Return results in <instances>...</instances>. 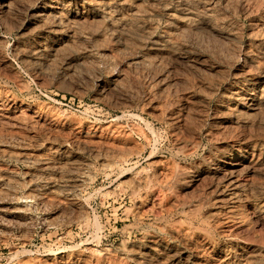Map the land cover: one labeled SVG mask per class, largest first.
I'll use <instances>...</instances> for the list:
<instances>
[{"label": "rangeland", "instance_id": "374dc122", "mask_svg": "<svg viewBox=\"0 0 264 264\" xmlns=\"http://www.w3.org/2000/svg\"><path fill=\"white\" fill-rule=\"evenodd\" d=\"M47 1L48 0H41L40 1L41 3H39V5L37 4V5L32 6V10L36 9L38 6L42 5L43 3L47 2ZM69 1H79V0H69ZM160 1L162 2V4ZM187 1L190 2L189 3L190 5H188ZM254 1L255 0H230V1H227V0H219V1L218 0H206V1L205 0L204 1L203 0H192V1L186 0L184 3V0L183 1L182 0H178V1H176V0L175 1L174 0H170V1L169 0H164V1L163 0H154V2L150 3L149 5H145V7L147 8V10H150V11H152V9H153L152 12L157 17H154L153 20L152 19L148 20L145 23L143 22L145 26L147 25L146 27H149L150 29H152V32H153L152 36L153 37L150 40H147L146 42L142 43L139 47L133 48L132 53L130 55H127V56L123 55V54L118 55L114 51L116 49L114 41L109 40L106 43H103L102 46H100L99 48H90V49L88 48L85 50L86 55L90 52L87 55L90 58L88 64L81 63L77 58L78 54L76 52H72L71 50L67 49L66 50L67 52L64 51L63 54H61L53 62H51L47 66L46 70H42V66H39L37 64H33V62H32L31 68L27 71L23 67V64L21 63V61H22L21 58L24 59V55L19 51L20 50L19 48H22L23 45H26V43L28 41H30L34 36H36L37 34H39L41 32L40 30L36 29L35 27H33V25L30 24V12L31 11L26 12L23 8H20L17 11L16 15H14L15 12H11V13L9 12V14H11V15L8 14L9 15L7 17L8 21H6L7 25H5V26L3 23L5 19L0 18V87L6 88L7 90L13 92L17 96L18 101H23L25 104H27L29 106L31 105L32 108L42 106L43 108H45L49 112H51V114L58 117L62 122H65V125L63 127H60V128L58 127L56 129L51 127L52 130L53 129L55 130V132H54V130L52 131V130H50V128L49 129L39 128V125L37 126V124L33 123L30 120H28V121L26 120L27 122L26 121L23 122L24 120H21V125H23V127H24V124L26 123L25 127L23 128L21 125L17 126L18 131L16 129L15 132L17 131L16 133H19V131L21 130L19 135L21 134V136L23 135V137L25 134H26L25 137H29L30 135L34 136L37 134L43 136V135L47 134L46 136H49V137L51 136V140H55L56 145L71 146V148H72L71 150H73L74 153L76 152V155H78V157L84 158L85 160L90 162V166H92L90 168V172H91V174H93L91 177V180L88 181V183L85 185L86 187L84 186L80 192V195L82 196L81 199H82L83 205L85 207L86 218H87V216L89 217L86 219V221L82 225L72 224L70 226H64V227H61V228L54 230L53 228H49V227L44 226L40 222V220L47 217V215L49 213V208H46L45 210H41V211L40 210L35 211L32 213V216L34 215L33 217L35 218L34 219L35 221L32 223V226L27 230L28 232L24 231V229H21L15 225H12L11 226L12 229L10 228V234H11L12 238L10 240H8L7 242H1V240H0V264H42L43 262H44V264H54V263L56 264L58 262V260L60 259V256L61 257L65 256V254L66 255H73V257L76 256L75 258H79L78 264H79V262H80V264H82V263L83 264H93V263L94 264H126V263L127 264H129V263L141 264L137 261L135 262L133 259L128 257L126 254H124L121 251V248L123 246H128V247L134 246V245H136L135 243L140 242L146 236H149V237L153 236L152 238H154L156 241H159L160 243L165 244V245L170 247L169 257L158 256L157 260H155L152 263H147V264H201L202 261L204 262V260L207 261V263H209V264H214V263L219 264V261L216 259V253H214L212 251V249H209L205 245V243L201 239V237H198L197 235L195 236V234H193V233H190L191 236L188 234L189 232H191V231H189V228L191 226H189L187 224L188 221L186 220L185 214L183 213V211L187 210L186 207H189L190 209H194V207L197 204H200L201 202L205 201L204 196L199 197V195H201V193L199 191L202 188L203 183L202 184L197 183V184H194L192 186H189L184 191H178L177 187L173 186L174 190L172 189L171 193L166 194V195L163 192V190H161L157 186H155V187L151 186L148 188H139L137 191L130 193L129 191L125 190V188H123L124 186H121V185L122 184L123 185L129 184L130 186H137V183L140 181L139 179H141L140 177H144L145 175L149 176L151 174L153 175L154 169L151 166V163H153V162L157 163V161L158 162L161 161L162 163H164L165 165L167 164L168 166L172 165V164L174 165V163H176V166L186 165L185 167H189V166H194V165L202 162L204 159H206L207 154L209 155V153L212 150L211 148H213V144L215 143L214 138L212 139V137H210V136H209L210 138L208 137V133H210V132L212 133V131L214 132V129H215V126H214L215 121L213 119V115H211V114L213 113L214 106L217 103V101L219 100L220 95H215V96L209 98L208 101L203 102L204 92L206 91V89H209L210 86L215 87L218 85H219V90L221 91L228 84H231L233 82V80L235 78V77H233V74L236 75L237 72L241 69V67H243V64H242L243 62H242L241 58H239L236 54V53H238V51L244 50V49H247L250 47L254 48V49L264 48V15H263L264 14V4H261L257 1L254 2ZM202 2H203V4H202ZM244 2H245V5H244ZM208 3L210 6L208 5ZM178 4H180V6ZM184 6L192 8V9L197 10V11L200 10V11H198L200 13L210 12V11L211 12H210L209 16L197 14L194 17V20L197 23L196 27H192V28H194L193 29L194 31L192 30V28H189L190 31H189V29H185L182 31L180 36L178 35V37L172 36L170 34V32L173 31L174 28H175L174 30H176L178 24L175 23V21L173 22L174 25L172 23H170L172 21L170 20L169 15L180 14L181 11L185 8ZM225 6H227V7H225ZM167 7H168V10H167ZM181 8H183V9H181ZM203 8H205V9H203ZM242 9H245V10H242ZM201 10H202V12H201ZM20 11H24V12H20ZM243 11H245V13H243ZM119 12H120V14L126 13L125 9H121ZM21 14L24 18L21 16ZM11 16H13V17H11ZM216 16L218 18H216ZM16 18H17V20H16ZM155 18H157V20ZM195 18H197V19H195ZM261 19H262V21H261ZM15 21H16V24H15ZM19 21L22 24H20ZM251 21H253V22L255 21V22L254 23L252 22V24H251ZM8 22H9V25H8ZM213 22H215V23H213ZM12 23H13V25H12ZM210 23L214 24L213 26H215V27L218 25L217 26L218 30L217 31H211L210 26H212V24H210ZM220 24H222V26ZM203 25H205V26L203 27ZM8 26H10V27H8ZM201 26H202V28H201ZM206 27H207V29H206ZM204 29H206V30L210 29V30L205 32ZM166 30H167V32H166ZM169 30H171V31H169ZM246 30H247V32H246ZM5 31H6V33H5ZM213 32H214L215 36L218 37L219 40L222 37L221 41H219L218 39H215ZM21 33H23V34H21ZM219 33H221V34H219ZM223 34H225V36ZM167 35H169V37L171 38L170 43L171 44L173 43L174 48L170 50L169 55H165L167 57L164 56L160 60L155 59V57H154L155 55H153L152 52L150 51V48L152 46V42L156 41V39L160 40L163 37H166ZM187 35L189 38L187 37ZM210 35L211 36L213 35V36L211 37ZM221 35H223L224 38ZM245 36H249V37H245ZM172 38H173V40H172ZM174 38H175V40H174ZM213 38H214V40H212ZM193 39H194V41H193ZM204 40H206L207 42L206 41L204 42ZM227 40H228V42H227ZM229 40L231 41V43L229 42ZM180 41H181V43H180ZM233 41H235L236 43ZM190 42H192V43H190ZM220 42H221V44H220ZM222 42H224L225 44ZM175 43H179L180 45L175 44ZM184 43L187 45H185ZM212 44H213V46H212ZM228 44H230V45H228ZM19 45H21V46H19ZM142 45H143V47H142ZM84 46L88 47V45H86V44ZM197 46H199V47L197 48ZM203 46H205V47L203 48ZM209 46L211 47V49ZM235 46H236V48H234ZM188 48H189V50H188ZM212 48H213V50H212ZM228 49H230L232 53ZM207 50H208V52H207ZM224 50H226L227 52L229 51V52L227 53ZM147 51H150L149 53L151 54V56H153V58L150 56L151 57L150 59H152V60H149V62L147 63L148 66H147V64H146V66H137V68H130L129 66L128 67L126 66L127 64L129 65V62H131L133 60L135 61V60H138L139 58L141 59L143 54L148 55ZM193 51H194V53H192ZM70 52H71V54H70ZM98 52H99V55L104 54L106 52L105 56L110 60L112 59L111 61L113 63H111V65L108 67L106 64L107 61H105V63H104L106 65L100 64L102 62H99V60H98V57H99V55L97 54ZM200 53L201 54L203 53V55H200ZM217 53H219V54H217ZM112 54L114 56H112ZM69 55H71V56H69ZM182 55L184 58L182 57ZM219 55H221V57ZM235 56H237V57H235ZM135 57H137V58L135 59ZM191 57H192V59H190ZM173 58L177 59L178 62H176L177 60L175 61V59H173ZM95 59H96V62L98 64H96V62H93V60H95ZM122 59H123V61H122ZM153 59H154V61H153ZM168 59L169 60L171 59L173 63L171 62V60L169 61ZM186 59H187V62H186ZM110 60H109V62H110ZM204 60L207 62L205 63ZM71 61L74 62L76 65L75 64L73 65ZM125 62H127V63L125 64ZM162 62H163V64H161ZM155 63H157V64H155ZM113 64H114V66H113ZM117 64L120 67L119 66L116 67ZM160 64H161V66H160ZM204 64L207 66L213 67L216 70L217 74H214L213 72L209 73L208 71L203 70ZM54 65H56V66H54ZM65 65H67V66L69 65L68 68ZM154 65H155V67H154ZM186 65H188V67ZM196 66H198V67H196ZM36 67H39V68H36ZM114 67L116 68L115 70H114ZM73 68L78 69V70L76 71ZM107 68H110V69H107ZM120 68L122 70L123 69H125V70L122 71V70H120ZM49 70H51V71H49ZM60 70H62V71H60ZM168 70H170V71H168ZM172 70H174V71H172ZM125 71H127V73ZM178 71H180V72H178ZM36 72H38V74ZM62 72L64 75L62 74ZM116 72H118V74H116ZM154 72H155L156 76L154 75ZM195 72L197 73V75ZM200 72H203V73H200ZM207 72L209 73V75ZM72 73L73 74L75 73V74L73 75ZM227 73H229V74H227ZM127 74H128V76H127ZM162 74L164 75L163 79H162ZM79 75H81V76H79ZM93 75L97 78H95ZM117 75L121 76L122 78L124 77L123 78L124 81L127 80V81H125V83L127 85L126 86L127 91L129 92L128 97H123L122 95H120V93L118 91H110L109 93H104L101 90L100 84L102 83V81L105 84L111 85L112 81L115 79V77ZM151 75H152V77H151ZM174 75H177V76H174ZM190 75H192V76L194 75V76L192 77ZM46 76H49V77H46ZM98 76H99V78H98ZM37 77H38V79H35ZM127 77H129V78L127 79ZM150 77H151V79H150ZM41 78H43V79H41ZM172 78H173V80H172ZM193 78L195 81L193 80ZM82 79H84V80H82ZM129 79H130V81H129ZM164 79L167 82H165ZM166 79H168V80H166ZM177 79H178V81H177ZM85 80H87V81H85ZM181 80H182V84L185 88L182 87ZM168 82L169 83L173 82V83L170 86V84H168ZM193 82H197L198 84L193 83ZM77 83H79L80 85ZM131 83H133V84H131ZM153 83H154V85H153ZM158 83H159V85H158ZM177 83L179 84V86ZM88 84H89V86H88ZM149 84L151 87L154 86L152 88L153 90L151 89V87H149ZM91 86H93V87H91ZM143 86H145V87H143ZM186 86H189V87H186ZM179 87H181V88H179ZM162 88H164V89L162 90ZM173 88H174L175 93L172 90ZM177 88H178V90H177ZM137 89H139V90H137ZM185 89H187V90H185ZM24 90H25V92H24ZM81 91H83V92H81ZM171 91L173 94L171 93ZM113 92H115V93H113ZM161 92L163 94H161ZM191 92L193 93V95ZM145 93H147V94L145 95ZM181 93L183 95H181ZM188 94H190V95H188ZM151 95H152V97H151ZM191 95H192V97H191ZM109 96H111V97H109ZM158 96H160V97H158ZM180 96H181V98H180ZM99 97H100V100L98 101ZM101 97H104L105 100L102 99ZM186 97L188 98L187 99L188 101H185ZM164 98H165V100H163ZM108 99H109V101H108ZM175 99H177V100H175ZM119 100H121V101H119ZM123 100L125 101V105H123L124 104ZM147 100H148V102H147ZM173 100H175V102ZM191 101H193V102H191ZM112 102H115V103L113 104ZM185 102H186V104H185ZM117 103H119V104L117 105ZM155 103H156V105H155ZM162 103H165V104H162ZM177 103H178V105H177ZM46 104L49 105V107ZM174 104H176V105H174ZM164 105H166V107ZM150 106H151V108H150ZM191 106L193 108L194 107L195 108L193 109ZM177 107H179V108H177ZM156 109H158V110H156ZM52 110H54V111H52ZM211 111H212V113H211ZM53 112H55V113H53ZM60 112L62 115L60 114ZM195 112H196V114H195ZM169 113H171V114H169ZM174 113H175V120H173L174 123H172V121H170L171 120L170 117H173ZM191 116H193V117L191 118ZM63 120H65V121H63ZM81 121H82V123H84V125H87V124L90 125L91 124V126H97V127H101V128H114L117 124V127H119L120 131L122 128L121 132L123 134H125L124 138L125 137L126 138L120 139L118 142H115L116 143L115 144V146H116L115 150L117 153H119V152L124 153L125 151H126L125 153H127V152L129 154L131 153L130 156H127L129 158H126V160H124L123 158H120L121 154H119V156H117V154H115L114 157L112 156L114 163L116 162L113 169L108 170V171H101L100 166H99L100 158H98L97 156L94 157V155L90 152L85 153L86 152L85 149H84L85 151L83 149L82 150L77 149L76 147H74V144L72 146V143L76 141L77 136L75 134H73L72 132H70L68 128L70 126L81 124ZM4 122L3 121L1 122V125H0L1 128H3V126H5L2 124ZM169 122H170L171 126L169 125ZM201 122L204 124H202ZM108 123H110V124H108ZM186 123H188V124H186ZM197 123H199V124L197 125ZM209 123H210V125H209ZM106 124L109 125V127ZM181 124H183V125H181ZM194 124H195V126H194ZM81 125H83V124H81ZM100 125H103V127ZM120 125H122V126H120ZM212 125H213V127H212ZM29 126H31V127H29ZM32 126L33 127L35 126L36 129L33 128ZM26 127H28V128H26ZM187 127H188V129H186ZM66 128L68 129V131ZM173 128L175 130H173ZM28 129H30V131H28ZM176 129H178V130H176ZM189 129H191V130H189ZM36 130H37V132H35ZM41 130L45 131V132H43L44 134L41 133L42 132ZM186 130H188V131H186ZM39 131H40V134H39ZM190 131L191 132L195 131V132L190 133ZM22 132L25 134H23ZM202 132H204V133H202ZM60 133H61V137H60ZM63 133H65V134L67 133V134L65 135ZM177 133L179 134V136ZM189 133L191 134V136ZM52 134L54 137L52 136ZM73 135L76 137H74ZM192 135H194L195 137L194 136L192 137ZM173 137L176 139H174ZM188 137H189V139H187ZM196 137H197V140L199 142L196 140ZM198 138H200V139H198ZM56 139H57V142H56ZM179 140H181V141H179ZM191 140H192V142H191ZM183 141L187 142V143L195 144L197 146L196 150L193 151L192 153H190L189 155H183L181 153L183 146H181V144H180ZM128 150L131 152H129ZM141 150H143V151H141ZM176 152H178V153H176ZM153 159H154V161H153ZM166 162H168V163H166ZM116 164H118V165H116ZM2 166H3V168H14L17 172H19L18 177H19V179L22 180L23 173L25 172V169L23 167H21V165L11 163V164H3ZM150 169H151V171H150ZM141 171H142V173H141ZM138 172H140V173H138ZM106 175H108V176H106ZM263 177L264 176H262V177L253 176L254 179L251 177L250 182H253L256 185L259 193L261 190L262 191L264 190V184L262 183V182H264ZM259 179H260V181H257ZM254 180H256V181H254ZM122 188H123V191H122ZM185 191H186V193H185ZM187 191L191 195L187 194ZM176 193H177V195H174ZM263 193H264V191H263ZM182 194H184L185 197ZM195 194H196V196H195ZM193 195L197 198H195ZM175 196H176V198L173 199ZM186 196H189V197H186ZM186 198H188V199H186ZM177 200H178V202H177ZM179 200L181 201L180 202L181 204L179 203ZM172 201H173V203H172ZM199 201H201V202L199 203ZM174 202H175V204H174ZM259 202H264L263 196H262V198L258 197L256 201L251 200L249 202V204H246L245 207L243 208V211H245L246 209L247 210L245 212H243L242 223H240L241 228L239 231L242 232V234L239 233L240 235L239 234L237 235V238H239V240L243 241L245 239L243 241L244 246L242 245L243 246L242 249L241 250L238 249V248H241V246L240 247H234V246L228 247L229 248L228 250L232 254L241 253L245 257L249 258V261L246 264H264V223H263L264 222V220H263L264 219V216H263L264 213H262V214L253 213L252 214V210H251L252 208L250 207L252 205V203H259ZM176 203H177V205H176ZM185 204H186V206H185ZM164 208H165V211H164ZM168 209H169V212L167 211ZM190 209H188V210H190ZM248 210H250V211H248ZM207 211H208V213L206 214ZM207 211L205 210L204 213L201 212L198 214V217H197L198 219H197L194 226L195 227L198 226V228H201V229L205 228L206 230H208V232L210 231L209 233L213 237V239L217 242L219 241V243H221V244L226 243L227 245H229L228 243H230V242L233 244V241L229 242L226 238L227 235L229 234L228 231H230V229H231V227H230L231 224L223 221L225 224L224 225L223 223L217 222L214 220L211 224L207 223V221H208L207 217H208V214L210 213L211 209H208ZM247 214H248V216H247ZM199 216H201V217H199ZM54 217L56 218L57 221H61V217L59 216L58 213L56 215H54L52 217V219ZM178 221H179V223H178ZM251 221H253V222H251ZM171 222H173V223H171ZM198 222H202L205 224L204 225L202 223L199 224ZM186 224L189 227H187ZM81 226H83V227H81ZM156 226H158V227H156ZM179 226H181V227H179ZM172 227H174V228H172ZM225 227H227V228H225ZM184 228H185V230H184ZM63 229H65V230H63ZM241 229L245 230L246 233L245 232L243 233V230H241ZM182 231L183 232L186 231V232L183 233ZM224 231H226V232H224ZM248 231H250V232H248ZM21 233H23V234H21ZM244 234H245V236H244ZM19 235H26V236H31V237H29V240L23 244V243H21V241L17 237ZM187 235L192 237V238L187 237ZM253 235L254 236L256 235L257 239ZM240 236L241 237L243 236L242 238H244V239H242ZM246 236H251L252 240H251V238L246 237ZM197 238H198V240H197ZM248 238H249V240H248ZM260 238H261V240H260ZM259 240L263 241V242H260ZM199 241H201V242H199ZM256 241H257V243H256ZM234 248H236V249L234 250ZM64 249H66V250H64ZM26 251L27 252L29 251V252L25 253ZM30 252H31V254H30ZM121 257L124 258V260ZM206 257H207V259H206ZM88 258H90V260ZM202 258H204V259H202ZM86 259H87V261H86ZM28 261L30 263H28ZM45 261H46V263H45ZM48 261H49V263H48ZM118 261H119V263H118ZM214 261H218V262H214Z\"/></svg>", "mask_w": 264, "mask_h": 264}, {"label": "bare ground", "instance_id": "6f19581e", "mask_svg": "<svg viewBox=\"0 0 264 264\" xmlns=\"http://www.w3.org/2000/svg\"><path fill=\"white\" fill-rule=\"evenodd\" d=\"M40 1L41 0H0V18L5 19L4 22H3L4 26L7 25V22H6V21H8L7 17L9 15H11V14H9V12L10 13L11 12H15L14 15H16L17 11L20 8H23L26 12H30L31 11L30 12V24L33 25V27H35L36 29L41 31L39 34L34 36L30 41H28L26 43V45H23L22 48H19L20 49L19 51L24 55V59L21 58V60H22L21 63L23 64V67L27 71L31 68L32 62H33V64H37L39 66H42V70H46L47 66L51 62H53L57 57H59L61 54H63L64 51H66L67 49L71 50L72 52H76L78 54L77 58H78V60L81 63L88 64L90 58L87 55L90 52L86 55L85 54V50L88 49V48L89 49L90 48H99L100 46H102L103 43H106L109 40H113L114 41L115 46H116V49L114 51L118 55L123 54V55L127 56V55H130L132 53L133 48L139 47L142 43L146 42L147 40H150L153 37L152 36L153 35L152 29H150L149 27H146L147 25L145 26L144 23L146 21H148V20H151V19L153 20L154 17H157V16H155V14H153V12H152L153 9H152V11H150V10H147V8L145 7V5H149L150 3L154 2V0H79V1L48 0L47 2H45L42 5L38 6L36 9L32 10V6L33 5H37V4L39 5V3H41ZM176 1H178V0H176ZM185 1L186 0H184V3H185ZM227 1H230V0H227ZM255 1H257V2H259L261 4H264V0H255ZM189 3L190 2H188V5H190ZM161 4H162V2H161ZM202 4H203V2H202ZM178 5L180 6V4H178ZM208 5H209V3H208ZM244 5H245V2H244ZM184 7H185L184 9L181 8L183 10L181 11L180 14H178V15H175V14L169 15V18L172 21L170 23L173 24V22L175 21V23L178 24L176 30H174L175 28L173 29L174 32L169 30V31H171L170 34L172 36L178 37V35L179 36L181 35L183 30L189 29V28H192V27H196L197 23L194 20V17L197 14H202V15H205V16H209V14L211 12L210 11V12L200 13V12H198L200 10L197 11V10H194V9L186 7V6H184ZM225 7H227V6H225ZM121 9H125L126 13L125 14L123 13L124 15L122 13L120 14L119 11ZM203 9H205V8H203ZM167 10H168V7H167ZM242 10H245V9H242ZM20 12H24V11H20ZM201 12H202V10H201ZM243 13H245V11H243ZM22 14H21V16H22ZM13 16H11V17H13ZM216 18H218V17L216 16ZM155 19L157 20V18H155ZM195 19H197V18H195ZM262 19H261V21H262ZM16 20H17V18H16ZM9 22H8V25H9ZM252 22L253 21H251V24H252ZM19 23H20V21H19ZM213 23H215V22H213ZM15 24H16V21H15ZM20 24H22V23H20ZM210 24H212V23H210ZM12 25H13V23H12ZM213 25L214 24H212V26H210L211 31H217L218 30L217 29L218 25L216 27L213 26ZM220 25L222 26V24H220ZM204 26L205 25H203V27ZM8 27H10V26H8ZM201 28H202V26H201ZM193 29L194 28H192V30ZM206 29H207V27H206ZM206 29H204L205 32L210 30V29H208V30H206ZM189 31H190V29H189ZM166 32H167V30H166ZM246 32H247V30H246ZM5 33H6V31H5ZM221 33H219V34H221ZM21 34H23V33H21ZM169 35H167L166 37H163L160 40L155 38L156 41L152 42V46L150 48V51L152 52L153 55H155L154 56L155 59H159L160 60L165 55H169L170 54V50L174 48L173 43L172 44L170 43V39L171 38L169 37ZM213 35L215 36L214 32H213ZM223 35L225 36V34H223ZM223 35H221V36H223ZM224 36H223V38H224ZM187 37H188V35H187ZM216 37L217 36H215V39H218V37L217 38ZM245 37H249V36H245ZM221 38H220V40L219 39L218 40L221 41ZM172 40H173V38H172ZM174 40H175V38H174ZM206 40H204V42ZM212 40H214V38ZM193 41H194V39H193ZM192 42H190V43H192ZM227 42H228V40H227ZM229 42L231 43L230 40H229ZM233 42H235V41H233ZM180 43H181V41H180ZM222 43H224V42H222ZM85 44L88 45V47H85L84 46ZM175 44H179V43H175ZM220 44H221V42H220ZM185 45H187V44H185ZM228 45H230V44H228ZM19 46H21V45H19ZM199 46H197V48ZM212 46H213V44H212ZM142 47H143V45H142ZM204 47L205 46H203V48ZM234 48H236V46ZM210 49H211V47H210ZM188 50H189V48H188ZM212 50H213V48H212ZM228 50H230V49H228ZM150 51H147L148 55L143 54L141 59L139 58L138 60H135V61L133 60V61L129 62V65L127 64L126 66L127 67L129 66L130 68H137V66H146V64L149 62V60H152L150 58L151 57L153 58V56H151V54L149 53ZM224 51H226V50H224ZM207 52H208V50H207ZM230 52H231V50H230ZM105 53L99 55V52H98L97 53L99 55L98 60H99V62H102L100 64H104L105 61H107L106 64H107V67H108L113 62L111 61L112 59L110 60V59H108L105 56ZM192 53H194V51ZM219 53H217V54H219ZM70 54H71V52H70ZM236 54H237V56L239 58H241V60L243 62L242 63L243 67H241V69L237 72L236 75H234L232 73L233 77H235L233 82L231 84H228L221 91L219 90V85L215 86V87L214 86L213 87L210 86L209 89H206V91L204 92V95H203V102L208 101L209 98H211V97H213L215 95H220V98L217 101V103L215 104V106L213 105L214 106L213 113L211 111V113H212L211 115H213V119L215 121L214 122L215 123V125H214L215 129L213 128L214 132L212 131V133L209 131L210 133H208V137L210 136V137H212V139L214 138L215 143L213 144V148H211L212 150L209 153V155L208 154H207V156L205 155L206 159H204L202 162H200L198 164L195 163L196 165H194V166H189V167H185L186 165H184V166H176V163H174V165L172 164V165L168 166L167 164L165 165L161 161L158 162L155 159L157 161V163L156 162L155 163L154 162L151 163V166L154 169L153 175L151 174L149 176L145 175L144 177H140L141 179H139L140 181L137 183V186H130L129 184L126 185L125 183H124L125 185H123V184L121 185V186H124L123 188H125V190L129 191L130 193L137 191L139 188H148V187H151V186H154V187L157 186L161 190H163V192L166 195V194L171 193V190L173 189V186L177 187L178 191H184L189 186H192V185L197 184V183L198 184L199 183H201V184L203 183L204 185L202 184V188L199 191L201 193V195H199V197L200 196H204L205 197V201L204 202L199 201V203L200 202L201 203L197 204L194 207V209H190L189 207H186L187 210L185 209L186 211H183V213L185 214V218L188 221L187 224L189 226H191L189 228V231H191V232H189L188 234L190 235V233H193V234H195V236L197 235L198 237H201V239L204 241L205 245L209 249H212V251L214 253H216V259L219 261V264H246L249 261V258L245 257L241 253L232 254L228 250L229 249L228 247H233V246L234 247H240L241 246V248H238V249L239 250L242 249V247L244 246L243 241L245 239L242 238L243 236L242 237L240 236L242 239H244L243 241H241V240H239V238H237V235L239 233L242 234V232L239 231L240 228H241L240 223H242L243 212H245L247 210L246 209L245 211H243V208L245 207L246 204H249V202L251 200L256 201L258 197H261V198H262V196L264 197V193H263L264 190L263 191L261 190L262 192L260 191V193H259L258 192V188L256 187V185L253 182H250L251 181V177L253 178V176H255V177L256 176H260V177L264 176V48H262V49H254V48L250 47V48H247V49H244V50H240ZM200 55H203V53L202 54L200 53ZM69 56H71V55H69ZM112 56H114V55L112 54ZM219 56L221 57V55H219ZM237 56H235V57H237ZM165 57H167V56H165ZM182 57H183V55H182ZM136 58L137 57H135V59ZM173 59H175V58H173ZM187 59H186V62H187ZM190 59H192V57ZM109 60H110V62H109ZM176 60L177 59H175V61ZM122 61H123V59H122ZM153 61H154V59H153ZM93 62H96V59L93 60ZM171 62H172V60H171ZM176 62H178V60ZM206 62L207 61H205V63ZM126 63L127 62H125V64ZM72 64L74 65L75 63L72 62ZM96 64H98V63L96 62ZM106 64H104V65H106ZM155 64H157V63H155ZM161 64H163V62ZM161 64H160V66H161ZM54 66H56V65H54ZM65 66H67V65H65ZM68 66H67V68H68ZM113 66H114V64H113ZM118 66L119 65L117 64L116 67H118ZM147 66H148V64H147ZM186 66L188 67V65H186ZM154 67H155V65H154ZM196 67H198V66H196ZM203 67H204L203 70H206L209 73L213 72L214 74H217L216 70L213 67L207 66L205 64L203 65ZM36 68H39V67H36ZM73 69L76 70V71L78 70V69H75V68H73ZM107 69H110V68H107ZM115 69L116 68L114 67V70ZM120 70H122V69L120 68ZM123 70H125V69H123ZM49 71H51V70H49ZM60 71H62V70H60ZM168 71H170V70H168ZM172 71H174V70H172ZM63 72H62V74H63ZM118 72H116V74H118ZM125 72L127 73V71H125ZM178 72H180V71H178ZM36 73L38 74V72H36ZM200 73H203V72H200ZM209 73H208V75H209ZM227 74H229V73H227ZM154 75H155V72H154ZM196 75H197V73H196ZM79 76H81V75H79ZM127 76H128V74H127ZM163 76L164 75L162 74V79L164 78ZM174 76H177V75H174ZM190 76H192V75H190ZM46 77H49V76H46ZM129 77H127V79ZM151 77H152V75H151ZM151 77H150V79H151ZM95 78H97V77H95ZM98 78H99V76H98ZM123 78L121 76L117 75L115 77V79L112 81L111 85L105 84L102 81V83L100 84V88H101V90L104 93H109L110 91H118L120 93V95H122L123 97H128L129 96V92L127 91V88H126L127 85L125 83V81H127V80L124 81ZM35 79H38V77L35 78ZM41 79H43V78H41ZM84 79H82V80H84ZM166 80H168V79H166ZM172 80H173V78H172ZM193 80H194V78H193ZM85 81H87V80H85ZM129 81H130V79H129ZM164 81H165V79H164ZM177 81H178V79H177ZM165 82H167V81H165ZM169 82H168V84H170V86H171V84L173 82L172 83H169ZM79 83H77V84H79ZM193 83L198 84L197 82H193ZM131 84H133V83H131ZM181 84H182V80H181ZM153 85H154V83H153ZM158 85H159V83H158ZM88 86H89V84H88ZM178 86H179V84H178ZM91 87H93V86H91ZM143 87H145V86H143ZM149 87H151L150 84H149ZM153 87H151V89ZM182 87H184L183 84H182ZM186 87H189V86H186ZM179 88H181V87H179ZM163 89L164 88H162V90ZM137 90H139V89H137ZM172 90L174 92V88ZM177 90H178V88H177ZM185 90H187V89H185ZM24 92H25V90H24ZM81 92H83V91H81ZM113 93H115V92H113ZM171 93H172V91H171ZM146 94L147 93H145V95ZM161 94H163V93L161 92ZM190 94H188V95H190ZM181 95H183V94L181 93ZM192 95H193V93H192ZM192 95H191V97H192ZM109 97H111V96H109ZM151 97H152V95H151ZM158 97H160V96H158ZM101 98L104 99V97H101ZM180 98H181V96H180ZM187 99L188 98L186 97L185 101H188ZM99 100H100V97H99L98 101ZM163 100H165V98ZM175 100H177V99H175ZM175 100H173V101L175 102ZM108 101H109V99H108ZM119 101H121V100H119ZM115 102H112V103L114 104ZM147 102H148V100H147ZM191 102H193V101H191ZM118 104L119 103H117V105ZM162 104H165V103H162ZM185 104H186V102H185ZM123 105H125V101H124ZM155 105H156V103H155ZM174 105H176V104H174ZM177 105H178V103H177ZM47 106L49 107V105H47ZM164 106L166 107V105H164ZM150 108H151V106H150ZM177 108H179V107H177ZM156 110H158V109H156ZM52 111H54V110H52ZM196 112H195V114H196ZM53 113H55V112H53ZM60 114H61V112H60ZM169 114H171V113H169ZM193 116H191V118ZM170 118H171L170 121H172V123H174L173 120H175V113L173 114V117H170ZM21 120H24L23 122H25L26 120L27 121L30 120L33 123L37 124V126L39 125V128H44V129H46V128L49 129L50 128V130H52L51 127L56 129L58 127L60 128V127H63L65 125V122H62L58 117H56L55 115L51 114V112H49L47 109L43 108L42 106L41 107H33L32 108L31 105L29 106V105L25 104L23 101H18L17 96L13 92L7 90L6 88L0 87V125H1L2 121L3 122L5 121L4 123H2L5 126H3V128L0 127V240H1V242H7L8 240H10L12 238L11 234H10V228L12 229V227H11L12 225H15V226H17V227H19L21 229H24V231H27L32 226V223L35 221L34 220L35 218L33 217L34 215L32 216V213L35 212V211H38V210L41 211V210H45L46 208H49V213H48L47 217L43 218L42 220H40V222L44 226L49 227V228H53L54 230H56L58 228H61V227H64V226H70L72 224L82 225L86 221V219L89 218L88 216L86 218L85 207L83 205V202H82V199H81L82 196L80 195V192L83 189V187L88 183V181L91 180V177L93 175L90 172V168L92 167V166H90V162H88L84 158L78 157V155H76V152L74 153L73 150H71L72 149L71 146H63V145L59 146V145H56L55 144V140H51V136L50 137L46 136L47 134L43 135V136L37 134V135H34V136L30 135L31 137L30 136L29 137H25L26 134L22 132L23 134H25L24 137H23V135L21 136V134L19 135L21 130L19 131V133H16V132L18 131L17 126L21 125ZM63 121H65V120H63ZM82 121H81V124H83V125L78 124V125L70 126L68 128L69 131L72 132L73 134H75L77 136V139H78V140L76 139V141L72 143V146L74 144V147H76L77 149H81V150L85 149L86 150L85 153L90 152V153H92L94 155V157L97 156L98 158H100L99 166H100V170L101 171H108V170L113 169V167L115 166L116 162L114 163V160L112 159V156L114 157L115 154H117V156H119V154H121L120 158H123L124 160H126V158H129L127 156H130L131 153L130 154L128 152L125 153L126 151L124 153L123 152L122 153H120V152L117 153L116 150H115V147H116L115 146V144H116L115 142H118L120 139H125L126 138V137L124 138L125 134H123L121 132L122 128H121V131H120L119 127H117V124H116V126L114 128H101V127H97V126H91V124L90 125H88V124L84 125V123H82ZM188 123H186V124H188ZM25 124H24V127H25ZM108 124H110V123H108ZM198 124L199 123H197V125ZM202 124H204V123H202ZM169 125H170V122H169ZM181 125H183V124H181ZM209 125H210V123H209ZM21 126L23 127V125H21ZM100 126L103 127V125H100ZM107 126L109 127V125H107ZM120 126H122V125H120ZM194 126H195V124H194ZM29 127H31V126H29ZM212 127H213V125H212ZM26 128H28V127H26ZM33 128H35V126ZM16 129H17V131L15 132ZM30 129H28V131H30ZM68 129H67V131H68ZM186 129H188V127ZM173 130H175V129L173 128ZM176 130H178V129H176ZM189 130H191V129H189ZM41 131H42L41 133L45 132L43 130H41ZM186 131H188V130H186ZM35 132H37V130ZM54 132H55V130H54ZM193 132H195V131H193ZM193 132L190 131V133H193ZM61 133H60V137H61ZM202 133H204V132H202ZM39 134H40V131H39ZM63 134H65V133H63ZM52 136H53V134H52ZM76 136H74V137H76ZM178 136H179V134H178ZM190 136H191V134H190ZM193 136L194 135H192V137ZM174 139H176V138H174ZM187 139H189V137ZM198 139H200V138H198ZM196 140H197V137H196ZM179 141H181V140H179ZM56 142H57V139H56ZM183 142L180 143L181 146H183V148H182L183 151L181 150V153L183 155H189L190 153H192L193 151L196 150L197 146L195 144L187 143V142L183 143ZM191 142H192V140H191ZM141 151H143V150H141ZM129 152H131V151H129ZM176 153H178V152H176ZM153 161H154V159H153ZM11 163H14V164H17V165H21V167H23L25 169V172L23 173L22 180L19 179V177H18L19 176V174H18L19 172H17L14 168H3V166H2L3 164H11ZM166 163H168V162H166ZM116 165H118V164H116ZM150 171H151V169H150ZM138 173H140V172H138ZM141 173H142V171H141ZM106 176H108V175H106ZM254 181H256V180H254ZM257 181H260V179L257 180ZM262 183L264 184V182H262ZM123 188H122V191H123ZM185 193H186V191H185ZM187 194H189L188 191H187ZM174 195H177V193L174 194ZM182 195L185 197L184 194H182ZM189 195H191V194H189ZM195 196H196V194H195ZM186 197H189V196H186ZM175 198H176V196L173 199H175ZM195 198H197V197H195ZM186 199H188V198H186ZM177 202H178V200H177ZM180 202L181 201L179 200V203ZM172 203H173V201H172ZM174 204H175V202H174ZM176 205H177V203H176ZM185 206H186V204H185ZM250 207L252 208L251 209L252 210V214L253 213H255V214L264 213V202L252 203V205ZM188 209H190V210H188ZM208 209H211V211L208 214L207 218H208L209 222L207 221V223L211 224L213 222V220H214V221H217V222H221L223 224H224V222L231 224V226H230L231 229H230V231H228L229 234L227 235L226 238H227V240L229 242L233 241V244L231 242L228 243L229 245H227L226 243L221 244V243H219V241L217 242V241H215L213 239V237L209 233L210 231L208 232V230H206L205 228L201 229V228H198V226L197 227L194 226L196 221H197V219H198L197 218L198 214L201 213V212L204 213L205 210L207 211ZM164 211H165V208H164ZM167 211L169 212V209ZM248 211H250V210H248ZM57 213L61 217V221H57L55 217L52 219V217L54 215H56ZM207 213H208V211L206 212V214ZM201 216H199V217H201ZM247 216H248V214H247ZM251 222H253V221H251ZM171 223H173V222H171ZM178 223H179V221H178ZM198 223L200 224L202 222H198ZM187 224H186V226L189 227ZM202 224L204 225L205 223H202ZM81 227H83V226H81ZM156 227H158V226H156ZM179 227H181V226H179ZM172 228H174V227H172ZM225 228H227V227H225ZM243 229H241V230H243ZM63 230H65V229H63ZM184 230H185V228H184ZM184 232H186V231H184ZM224 232H226V231H224ZM244 232H245V230H243V233ZM248 232H250V231H248ZM21 234H23V233H21ZM190 236L187 235V237L192 238ZM244 236H245V234H244ZM17 237L21 241V243L24 244V243H26L29 240V237H31V236L19 235ZM152 237L146 236L140 242L135 243L136 245H134V246H129V247L128 246H123L121 248V251L124 254H126L128 257L133 259L135 262L137 261V262H139L141 264L152 263L155 260H157L158 256H161V257L162 256L163 257L167 256V257H169L170 247L165 245V244L160 243L159 241H156ZM246 237L251 238V236H246ZM254 237H256V235ZM249 238H248V240H249ZM256 239H257V237H256ZM197 240H198V238H197ZM251 240H252V238H251ZM260 240H261V238H260ZM199 242H201V241H199ZM260 242H263V241H260ZM256 243H257V241H256ZM235 249L236 248H234V250ZM64 250H66V249H64ZM28 252L26 251L25 253H28ZM30 254H31V252H30ZM75 257H73V255H66L65 254V256H62V257L60 256V259L58 260V262L56 264H78L79 258H75ZM88 259L90 260V258H88ZM122 259L124 260V258H122ZM202 259H204V258H202ZM206 259H207V257H206ZM29 261H28V263H30ZM86 261H87V259H86ZM218 261H214V262H218ZM45 263H46V261H45ZM48 263H49V261H48ZM118 263H119V261H118ZM42 264H44V262ZM79 264H80V262H79ZM129 264H131V263H129ZM201 264H209V263H207V261L204 260V262L202 261Z\"/></svg>", "mask_w": 264, "mask_h": 264}]
</instances>
